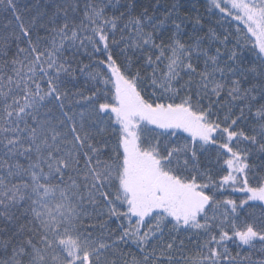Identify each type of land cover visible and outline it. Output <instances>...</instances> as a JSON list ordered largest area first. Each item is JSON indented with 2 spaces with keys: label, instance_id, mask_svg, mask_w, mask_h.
<instances>
[{
  "label": "snow or ice",
  "instance_id": "1",
  "mask_svg": "<svg viewBox=\"0 0 264 264\" xmlns=\"http://www.w3.org/2000/svg\"><path fill=\"white\" fill-rule=\"evenodd\" d=\"M53 3L26 21L0 0L16 21L0 34V264H264L230 251L264 254V0H208L236 31L188 40L183 25L203 29L195 2L159 16V0ZM89 48L88 64L65 55ZM77 72L87 95L69 87Z\"/></svg>",
  "mask_w": 264,
  "mask_h": 264
},
{
  "label": "trees",
  "instance_id": "2",
  "mask_svg": "<svg viewBox=\"0 0 264 264\" xmlns=\"http://www.w3.org/2000/svg\"><path fill=\"white\" fill-rule=\"evenodd\" d=\"M63 2H64V0H55V3H63ZM173 2H174V0H159V7L161 9V12H157L156 15L157 16L161 15L163 9L166 7H169ZM193 2L196 3L198 13L202 16L203 29L194 31L192 24L186 23L185 25L182 26L183 27V32H182V38L183 39L188 40L189 36L203 37L208 32L209 28L214 29L216 34L218 36H220V38L222 39L223 34L225 33V29L228 28L229 23L232 26L231 31L232 32L236 31V27H237L238 22L231 21L230 18H229V22L225 23L223 27L217 23V16H219L220 14L217 13V16H213L212 13L207 10L208 0H180V3H182L185 6V8H190L191 4ZM17 3H18V6L22 9V15L25 17L26 21L30 20L31 17L33 15H35L38 11H44V12L48 13L49 15L51 14L52 11H54L53 0H17ZM136 3H137V9H136L137 12L142 11L143 7H148L150 12H151V8L157 4V0H136ZM29 9H31V11H29ZM81 9H82V2H81ZM106 11H107L108 15H111L113 10L107 9ZM213 11H215V10L213 9ZM198 13H197V11H192L191 15L195 16ZM69 14L74 15L71 12ZM75 15H76L77 22H79V20L82 18V11H81V13L75 14ZM181 15H184V12H182ZM44 22H47V16L44 18ZM62 22H63V20L61 17V19L59 20V23H62ZM5 24L9 25V27L7 29L4 28ZM15 24H16V21L9 11H0V34L6 33V32H11L13 29V26ZM167 27L169 29H171L172 26L168 25ZM239 27L242 28L243 25H239ZM197 28H198V26H197ZM17 31H18V29H17ZM40 31H41V34H43V30H40ZM169 34H170V32L166 33V35H169ZM118 35H119V33H117V36ZM157 42H159V41H157ZM189 42H191V41H189ZM216 43L217 42H210L207 38H205L202 41V46L207 48L211 54H214L216 52ZM234 43H235L234 40L232 42H230L228 44V48L233 47ZM77 44H79V41H77ZM21 46H24V45L22 44ZM15 48H16V42L12 41L9 56H11L15 52ZM221 51L223 52L224 49L221 48ZM90 52H91V48H89L87 50V52L83 49H81L79 51H77L75 49H71V50L66 49L65 55L69 58V60L73 63V65H75L76 62H78V61H82L83 63L88 64L90 62L89 61V53ZM92 55H93V61L105 58V57L101 56L100 53H93ZM136 55L139 56V51H137ZM243 55L247 56V55H249V53L244 52ZM116 58L118 60H120L122 63L124 62L123 58L120 57L118 54H117ZM194 63H196V61H194ZM198 63H199V67L202 68L203 67V58H201V60ZM99 67L102 68L103 66L100 65ZM161 67H163V65H161ZM133 71H135V69H133ZM149 71H150V69H149ZM185 79H187V77H185ZM71 85H75V87L71 88ZM91 86H92L91 82H86V77L81 75L79 72H77V74H76V79L72 80L71 84L69 85L72 92H75L76 90H80V91L84 92L85 95L88 94V89L91 88ZM71 108H72V111H74L77 114V119H79V117H78L79 112L85 111V108H84L82 103L81 104L73 103ZM60 115L61 114H60L59 110H55L52 113L53 123L57 122V118L60 117ZM20 162L25 163V164L27 163V161L23 160V158H21ZM203 163L205 165L215 169L217 167V165H215V163H214V153H213V163L209 164L207 160H203ZM217 195L219 196L220 193H217ZM224 195L230 196L231 198L236 199L238 197H242L244 194L227 192V193H224ZM85 207L88 209L89 212L94 213L93 206L91 204L85 203ZM262 208H264V205H261L255 209L257 214L260 213ZM109 223H110L111 228L115 229L117 227V224L115 223V218H112V220ZM2 227H4V225L0 224V228H2ZM9 234L10 233H5L3 231H0V241L7 239V236ZM180 239L187 241V236H182V237H180ZM165 240L166 241L168 240L167 235H165ZM188 247L191 248L193 246L189 245ZM258 248H259V244H257V249H247V248L237 249L235 245L230 244V251L232 252V254L234 256L239 251L241 253V256H249L250 255L252 257L253 261L264 259V254L260 253L258 251ZM121 249L123 252L122 258H127L129 261H131L134 257L139 258L141 255L139 250L136 248V246L134 244H131V243H129L128 245H121ZM9 251H11V249H9ZM0 255H3L2 250H0ZM246 264H247V262H246Z\"/></svg>",
  "mask_w": 264,
  "mask_h": 264
}]
</instances>
